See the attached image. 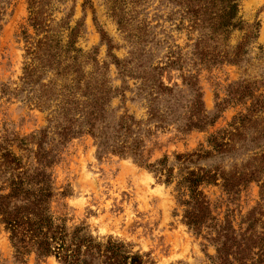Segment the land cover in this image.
<instances>
[{
	"label": "trees",
	"instance_id": "obj_1",
	"mask_svg": "<svg viewBox=\"0 0 264 264\" xmlns=\"http://www.w3.org/2000/svg\"><path fill=\"white\" fill-rule=\"evenodd\" d=\"M27 1L29 24L34 33L24 32L25 61L18 93L31 95L28 100L34 99L33 104L48 113V126L40 138L34 135L31 138L36 150L28 164L0 142V180L4 181L0 186V221L10 233L15 258L20 260L25 252H34L37 257L55 256L61 264H154L147 254L135 251L119 238L95 237L85 226L70 228L65 220L55 218L51 211L54 190L47 169L57 156L54 149L58 151L86 133L95 139L99 153L111 151L131 157L141 166L164 176L166 183H171L174 167L168 166V157L153 164L144 158L145 137L152 131L147 127L142 136V128L151 123L155 128L177 123L181 131L189 132L213 124L218 116L211 117L206 111L198 74L183 77L184 84L193 92L190 108L185 110L175 97L181 93L179 85H165L160 77L164 67L151 66L145 75L136 76L149 75L145 81L151 88L147 96L148 119L142 122L128 114L116 115L111 107L112 100L119 93L123 94L126 86L119 89L111 83L109 63L101 62L97 51L90 53L78 46L81 27L79 22L71 25L74 13L69 12L59 21L52 14L56 0ZM148 1L151 0H108L111 16L125 33L130 46V57L125 60L111 52L112 45L109 47L111 62L123 79L134 77L136 73L130 68L131 62L145 55L143 37L147 35L148 26L137 21L136 6ZM167 1L180 18L178 31L185 29L195 35L189 38L194 66L210 68L244 62L247 47L257 38L258 32L246 30L249 24L240 16V0ZM89 2L84 0V5ZM10 4L11 0H0V29ZM130 4L133 9L129 8ZM236 30L245 31V34L233 45L231 38ZM100 31L102 40L110 43L107 33L103 29ZM169 60L167 66H177L181 58ZM253 84L256 82L244 78L231 84L230 94L240 99L248 98L250 105L245 113L233 118L228 130L208 139L212 150L176 155V161L185 169H182L179 183V186L183 184L184 191L180 190L187 196L180 200L186 206L185 222L199 235L203 228L209 229V239L216 244V255L211 258L213 264H264V93L253 92ZM139 91L142 93L143 89L139 87ZM227 101H223V107L218 104L219 112L224 110ZM49 133L54 137L47 148L44 144ZM240 141L254 144L256 151L241 167L230 170L190 167L205 158L240 150L243 147H237ZM219 180L228 192H235L248 182L259 184L260 200L246 216L244 227L236 228L229 218L224 224H218L212 215L210 202L201 187Z\"/></svg>",
	"mask_w": 264,
	"mask_h": 264
},
{
	"label": "rangeland",
	"instance_id": "obj_2",
	"mask_svg": "<svg viewBox=\"0 0 264 264\" xmlns=\"http://www.w3.org/2000/svg\"><path fill=\"white\" fill-rule=\"evenodd\" d=\"M89 1L84 5V0H56L52 14L61 21L72 11L71 25L79 22L81 27L78 46L90 53L97 51V58L109 63L111 83L119 89L126 86L124 96L119 93L112 100L111 107L116 115L128 114L142 122L148 119L147 96L151 88L145 81L149 75L136 76H143L151 66L160 65L164 67L160 77L165 85H179L181 93L175 97L185 110L190 108L193 92L184 84L183 77L197 73L206 111L209 116L218 118L213 124L189 132L181 131L177 123L165 128L144 124L142 136L147 127L152 131L145 137L144 158L153 164L168 157V166L174 167L171 183H166L164 176L141 166L131 157L111 151L99 153L90 134L74 138L58 151L54 149L57 156L47 169L54 190L51 211L70 228L85 226L95 237L113 236L125 241L135 251L147 254L154 264H213L211 258L216 255V244L209 239V229L203 228L199 235L185 222L186 206L180 200L187 196L180 190L183 184L179 186L184 171L176 155L212 150L208 139L228 130L233 118L247 111L250 100L233 97L230 94L232 83L243 78L255 81L253 92L264 93V0H240V16L249 24L246 30L258 32L257 38L247 47L244 62L210 68L194 66L189 38L195 35L185 29L178 31L180 18L173 13V6L167 0L137 5V21L148 26L147 35L143 37L145 55L131 62L130 68L136 73L134 77L124 79L108 53L112 45L111 52L120 60L130 57L125 33L111 16L108 0ZM133 7L130 4L129 8ZM29 15L27 0H11L0 29V142L22 156L26 164L33 159L36 150L31 138L33 135L40 138L48 126V113L38 109L33 98V101L28 100L31 95L18 93L25 61L24 32L34 33ZM101 29L107 33L110 43L102 40ZM244 34L245 31H234L231 43L237 44ZM178 56L181 61L177 66H167L169 58L176 60ZM224 100H228L226 107L219 112L218 104L223 107ZM53 137L49 133L45 147H50ZM239 146L243 147L238 151L205 158L190 167L225 170L241 167L256 151L255 145L248 141H240ZM3 182L1 179L0 186ZM201 189L210 202L216 222L224 224L229 218L236 228L246 225L243 223L246 216L260 200L257 182L242 184L235 192L225 191L221 180L204 184ZM22 258H15L10 233L0 221V264H61L55 256L37 257L34 252H25Z\"/></svg>",
	"mask_w": 264,
	"mask_h": 264
}]
</instances>
